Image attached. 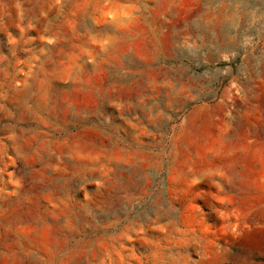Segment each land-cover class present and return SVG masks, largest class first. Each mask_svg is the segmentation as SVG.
Listing matches in <instances>:
<instances>
[{
	"label": "rangeland",
	"instance_id": "374dc122",
	"mask_svg": "<svg viewBox=\"0 0 264 264\" xmlns=\"http://www.w3.org/2000/svg\"><path fill=\"white\" fill-rule=\"evenodd\" d=\"M0 264H264V0H0Z\"/></svg>",
	"mask_w": 264,
	"mask_h": 264
}]
</instances>
